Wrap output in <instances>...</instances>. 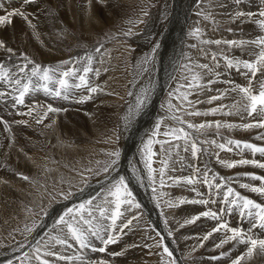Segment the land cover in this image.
<instances>
[{"label": "snow or ice", "instance_id": "snow-or-ice-1", "mask_svg": "<svg viewBox=\"0 0 264 264\" xmlns=\"http://www.w3.org/2000/svg\"><path fill=\"white\" fill-rule=\"evenodd\" d=\"M91 4V0H88ZM98 3L104 4L105 0H97ZM244 0H232L235 5L233 12L229 13L230 22H239L240 24L252 23L257 26L259 33L251 39H203V30L199 27L195 28L191 33L202 45L217 46L225 45L229 48L240 49V51L247 52L250 58L242 59L236 56H228L223 52H212L210 48H200L199 51L202 55L210 57L212 64L198 63L191 61L183 67L190 73V76H185V84H181L176 89L175 93H170V97H174L180 103L179 105L173 104L172 100L168 101V110L171 113L170 117L158 119L155 125V130L152 136L143 144L142 160L144 167L148 171V177L152 187V192L155 195L165 196L164 192H158L155 185L159 183L160 188L166 186V179L171 181L172 184L177 186H192L191 191L196 193L197 198L187 199L180 198L176 202L171 199L165 200L164 203L167 207H176L182 204H199L207 206L210 203L216 204L219 197V202L224 205L217 210L207 209L191 218L187 219L180 227L185 224H194L202 217L216 221V225L203 236V240L207 241L214 233H223L224 238L215 245L216 248L222 247L229 242H235L236 245H244L245 251L237 257L231 259V264H247L254 256L264 258V199L257 201L247 195H242L231 186L232 182H239L237 178H228L219 176L218 173H213L211 177L209 172L212 170L207 164L201 169L198 164L188 163L187 158L181 155V152L189 154L193 161H198L201 155L209 153L215 157L216 162L226 168H236L238 166H252L254 168L264 170V145H258L239 139L225 137L221 133V129L232 131L236 129L252 130L264 129V0H256L257 7L253 11L251 9L245 10L241 5ZM38 0H20L18 7H5L3 2H0V26H9L13 23V18L18 17L23 20L32 29H36V24L30 18L32 13L28 8L36 5ZM222 7L224 5H221ZM147 15V12L144 13ZM199 14V13H198ZM206 20H211L216 23L211 13L204 16ZM143 23L144 21H139ZM228 31H233L231 28ZM131 29L124 33L125 36L131 35ZM38 38V37H37ZM103 45H101L102 47ZM160 47L156 43L153 47V56L156 50ZM196 47V45H191ZM0 49H4L8 53H12L13 49L7 47L3 40H0ZM100 47L95 49L99 52ZM25 63L18 65V71L14 75L11 70L4 64L0 63V82H4L11 86V92L0 91V100L9 97L12 101V107L25 105V98L36 93L43 92L46 96L54 99L61 100H74L75 103L83 104L94 98V94L102 93L104 89L100 85H93L90 83L88 74L93 73L99 77L100 70L93 69V56L89 55L86 59V66L77 68L70 66L67 70H62L64 65H73L72 61H63L57 68L44 67L34 60L30 59L27 55L23 57ZM221 59L224 61L223 68L226 70H235L240 73L246 80V84H237L231 80H221L222 72L217 71L221 67ZM101 63L103 61H100ZM147 62V61H146ZM76 63H80L79 60ZM31 65V68H29ZM79 73V74H78ZM259 75V79H257ZM205 76L212 77L205 81ZM215 83H226L230 87L225 90L217 89L218 95L211 96L208 103L216 100H223L228 94L235 93L238 99L234 98L231 104H220L217 107L200 111L195 108V105L203 101H192L189 99L192 95H199L205 88L209 91L212 90L211 85ZM184 89V91H180ZM77 90H83L77 97L75 95ZM111 94V93H109ZM129 95H133L129 92ZM150 103V95L148 89H142L140 94L135 97V106L129 107L128 115L123 119L125 121L124 127L131 123L135 116L147 107ZM68 109L53 107L52 104L28 106L27 112H21L20 115L32 117L37 124H42L48 118L49 113L58 114L67 112ZM182 113V114H181ZM223 115V116H240L242 120L248 119L247 123H232L227 121H205L199 124L192 121L185 120L184 116H208V115ZM170 118L175 122V125H167L166 130L161 132V125L164 120ZM0 123H3L5 129L11 132V127L8 121L0 117ZM15 123L21 125H28L27 120L16 121ZM211 132L215 136H219L220 140L208 138V133ZM194 133H198L196 135ZM163 136L166 139H157ZM203 136V139H200ZM255 139L264 141V133H259ZM111 139L109 138V141ZM160 145V152L153 150V145ZM168 145V148L164 146ZM228 152L240 155L238 160L221 159L220 152ZM247 151L252 155V159L245 158L243 153ZM175 154V159H173ZM262 159H256V155ZM109 157L108 161L102 169L104 174L114 172L121 157L119 149H115L106 153ZM163 155L164 158L160 161L161 167L159 169L153 168V157ZM169 161L179 164V170L183 171L185 168L193 170L192 175L188 176H167L166 170L169 168ZM172 171L177 169L173 167ZM86 172L100 175V170L93 168H86ZM81 177L80 183L84 186L88 185V178L85 177L84 172H79ZM133 174L136 180L143 183L139 171L133 169ZM245 176L250 181H259V184L253 183H239V187L246 189L248 192L255 193L257 196L264 198V175L255 173H242L237 174V177ZM22 179L28 180L27 176H22ZM219 181V182H217ZM203 184L207 187V194L197 191L196 185ZM79 192H83L84 188H78ZM75 193L71 191V185L67 192H61L64 199H69ZM207 197V198H206ZM159 207V200H157ZM140 209L141 204L136 202L132 190L129 188V181L124 176H118L114 179H109L104 186L96 194L91 195L88 199L81 201L78 204L68 207L62 216L58 218L53 228L59 226L62 236H51L50 241L55 245H60L65 249L72 248L78 245L79 249H89L92 252L108 253L109 245L117 244L122 235H126L125 229H130L133 220L138 217L133 215L127 218L125 213L131 209ZM237 212L241 221L247 222L248 227L243 226L232 227L229 223L228 217L233 212ZM47 213H45L46 215ZM110 221V223H106ZM117 221H121L118 225ZM167 224V221H165ZM34 227H27L26 231L31 233ZM259 230L257 232L256 230ZM172 236L171 230L167 233ZM159 239L156 240L155 247L161 249L158 253L161 257H166L163 264H176L173 251L170 250L165 237L157 233ZM92 238L100 241L102 246L96 247ZM154 239L153 237H149ZM71 241V242H70ZM138 245H131L129 247H137ZM19 247L23 248L25 245L21 244ZM151 248V245H145ZM203 247V243L200 244ZM46 250L42 253L40 247L33 249L34 255L30 258L29 253L25 252V259H34L37 264H54V261L48 257H55L56 261H73L80 260L85 264L82 255H64L61 252L54 250L49 244H45ZM126 250V249H125ZM109 256H122L124 251L110 252ZM230 253L222 252L220 256L212 257L214 260H220L223 257H228ZM8 264H12L9 260ZM86 264H110V261L100 259L98 261H87Z\"/></svg>", "mask_w": 264, "mask_h": 264}, {"label": "rangeland", "instance_id": "rangeland-1", "mask_svg": "<svg viewBox=\"0 0 264 264\" xmlns=\"http://www.w3.org/2000/svg\"><path fill=\"white\" fill-rule=\"evenodd\" d=\"M54 1L56 3H59L58 0H54ZM126 1H127V3H125ZM126 1L123 3V5H125V6L121 9V11H118L119 12L118 14H116L115 20L110 22V23L107 22V20L103 16V13L100 12L99 17H100V20L102 22V25H100L97 28L91 29L89 32H87V34L85 32L83 33L81 31L80 26L78 24L76 26H74V25H69L68 22L66 23L67 27L66 26H64L65 28L63 27L64 33H62L61 30L53 31L54 33L53 32L52 33L56 34L57 37L55 39H52L51 40L52 43L49 42V45L51 46V48H53V46L56 49L60 48L59 50L63 54L65 53L64 57L59 58V59L45 60L43 57H41L39 55H35L34 52H32L31 48H30V50H29V48H26V46L23 44L22 41H18L17 37H15V36L11 37L12 34L10 35V33H8L7 36L5 35V37H4V35H3V37L0 36V40H3L7 47H10L13 49L12 53H8L6 51L8 54L5 52L4 49H0V54H2V55H0V63L2 62L6 66H8L13 71L11 73L13 75L15 73H17V71H18L17 66L25 63V61L23 59V57L25 55H27L30 59L34 60L36 63H39L44 67L50 66L53 68H57V66L59 64H61L63 62V60L64 61H72L73 64L76 65L77 63H75V62L78 59L77 56L80 54L82 56L80 57L81 58L80 65H78L77 68H80V67L82 68V66L86 65V59L85 58L87 56L91 55V56L95 57V58H93V63H92L93 66L92 67H94V69H97V68L100 69L101 68L100 69V75H99V77H97V76H95V74L93 72V73L88 74V78H89V81L91 84H93V85H99L100 84V86L105 90L102 93L94 94V98L92 100H89L90 102L86 103L88 105L87 106L85 105L84 107L87 108L86 112H89V110L91 109L89 106H91V104L95 103L94 108H98L97 110H100V111H98V113L99 112L101 113L100 119H102L104 121H107V117L109 119L111 118L110 116L112 115V112L114 115V116H112L109 125L107 127H103V130H100L101 132L97 135L96 134L94 135L93 132L91 133L90 127L87 126V124H88L87 120H86V123H84L83 119H81V121L83 122V126H81L80 129L78 128L76 130L74 128H71L73 126L69 125L68 129L73 130L76 133L68 134V133H64V132H59V139L64 144L70 145V146H71V144L80 145L81 149H82L81 152L75 151L74 153H71V154L66 153L63 156H60L55 150L51 149L52 146L46 141V139H45V143H43L42 140L36 141V139H37L36 136H34L35 139H34V137L32 138L30 135H29L30 137H28L27 136L28 132L31 134V133H33L32 130H30L26 126H20L21 124L16 126L15 121L9 120L8 118H10V117L8 114V111H9L8 104H10L9 100H11V99L9 97L8 98L5 97L3 99V100H5V102L0 100V105H3L5 103L3 106H0V117H2L3 120L8 121V123L11 127V132H9L11 134H8L7 130L3 126V123H0V127L3 131V132H1V130H0V138L3 139L4 138L3 136H5V138H6V135L7 136L12 135L11 137L13 138V143H17V145H21L20 142L27 141L29 144V145L27 144L28 148H30V146H32L33 152H38V154L40 153L38 160L36 158L30 162L25 161L24 162L25 166H22L20 164L18 165L17 163L9 161L8 159L6 160L2 157L1 150L3 149V142H2L3 140L0 139L1 140L0 141V154H1L0 155L1 156L0 157V165L3 168L9 169L11 172L12 171L16 172L17 175H19L21 177V180L23 181V184L21 183V186H22L21 188L24 189L26 187L25 189L29 191L31 201L33 204V206H32V204L27 205L25 200L23 202V201L18 200L17 198L8 197L7 201L10 200L9 202L12 204H15L17 207L15 205L14 206L16 208H12L9 206L5 207L4 214H5L6 221L4 223L0 222V253H5L2 257H0V261H2V258H5V257L14 258L13 256L16 255L17 253H20L21 251L22 252L25 251V248H26L28 241H30V238L36 234L35 232L40 227L43 219L41 220V223L37 226L36 231L34 233H32L28 238L24 239L23 234L28 233V231H26V226L29 228L35 226L37 219L43 218L42 216H43L44 212H48V214H49V211L59 203L62 207L63 206L65 207L67 202H72L73 199L75 198V195L77 193H79L78 188L83 187L85 190V188L88 187V186H84L83 184L80 183L81 177L78 174L79 172H84L85 177L88 178V185L93 186V188L91 189V192H90V196L96 194L98 191L101 190V188L104 186V184L106 182L104 184H102L101 186H95L93 184L99 183L108 174H104V176H102V174L94 175L93 173L86 172L85 169L90 167V168H93L94 170H99L101 167H104L105 157H108L106 155V153L109 151L119 149L120 152L122 153V151H123V146H122L123 140H122V138L124 139L123 133L125 131L124 130L125 121L123 118L126 115H128V111H129L130 106L134 108L135 97L140 94L141 90L142 89H148L149 93H150L151 89H153L152 84H153V86L155 84L154 79L156 78L157 75L159 77L160 74L162 73L161 64H160V61L158 60L159 48L156 50L155 55L153 56V47L156 43L160 44V41H161L160 37L162 38V34H164L163 33L164 29L168 25V22L170 21V19L172 17L171 15L173 12V6H174L175 0H129V1L126 0ZM217 1L216 0H190V1L187 0L188 3L186 5V9H185V14L187 15V24H186L187 30H185L186 34H185V40L183 43L184 49H182L180 55H178V57L175 58V61H172L171 60L172 58L170 60L168 59L169 61H167L168 65H167V69H166V74L168 75V80H170V84L167 87V89L163 95V98L161 99L162 102L160 101V104H159L160 112L156 115V118L154 119L153 124L150 127V130L147 131L144 134V136H142L139 139V143L137 145L138 146L137 147V149H138L137 150V158H136L137 160H135V162L131 166L132 170L135 168L139 171V175L141 176L142 181H143V183H141V186L144 187V188H142L143 191L140 192L139 187H141V186L137 185V187H134L131 183V180L129 179L130 186L133 190V194L136 198V201L141 202V208L140 209L145 210V213L147 214L148 217H149L148 208L150 207L151 201L154 202L157 206V201L155 200L154 197L157 196L159 198V207L157 206V209H159V214H160L161 220L163 222V225L165 224L164 219H162L164 216V218L167 217L168 225L175 231L174 236L173 237L171 236V238L173 239L174 242H176L175 243L176 249L181 251L180 254L181 253L183 254V255L181 254V257H182L181 260H183L182 264H191V263H189L191 261L192 262L193 261L198 262V263H204V262L210 261L209 255L211 254V252H210L209 242L211 240L209 238L207 241L203 242V240L201 241V238H203V235L206 234L205 233L206 231L212 230V228L216 225V221H212L210 219L211 220L210 222H206L204 220V217H203L202 218L203 220L200 219V220L196 221L194 224H185L184 227H180L181 224H184L181 222H185L187 219H189V217L191 218L192 216L199 214L200 213L199 208H197V204H195V205L194 204H182V205H178L174 208L173 207L168 208L164 203V201L167 200V197H166L168 195L167 193H169V192L173 193V197L172 198L170 197V199L172 201H174V195L178 192H179L178 194H180V196H182V198H184V197L188 198L189 197L190 199H193V194L196 197V193L191 191L190 188H187V187L185 188V186L184 187L181 186V188H179L177 191H173L172 187H174V184H172L171 181L170 182L168 181V182H166V186L163 188H160L158 182L155 185L158 192H164L167 195L159 196V195L153 194V192H152L153 185H151V183H149L150 180L148 177V171L145 167H143L144 164H143V160H142V148H143V144L146 143L147 140L152 136V133L155 130V125H156V122L158 121V119L171 116V113L168 110V101L171 99L172 103L176 104V105H179V103H180L174 97H170L169 94L175 93L176 89L178 88L179 85L186 83V80L184 79L185 76H190V73L183 67V65L190 63L189 58H193V59H191V61H195V62L199 61L198 63H201V64L208 63V62H209V64L212 63L211 59H209V60L206 59L207 61L204 59V58H208V57L201 54V52L199 51L200 47L206 48V49L212 47V48H214V50L212 52H217V53L223 52L224 54H226L230 57L231 56L237 57L238 53H242L240 51V49L229 48L223 44L220 45L219 47L214 46V45L213 46L202 45L194 36L191 35L193 30L195 28L199 27L203 30V37H202L203 39H213V38L217 39V37L219 39H222L220 36L215 35V34H219L221 32L225 33L228 36V39H226V40H231V39L233 40L234 38L236 40L243 39V35H245V32H246L244 29V26H242V24H240L238 21L235 23L230 22L229 19L226 20V22H225L224 20L220 19V16L218 14V11H219L218 6H221V3H223L222 5L225 4L224 6H227L229 11L232 9H235L234 8L235 5L232 3V0H217ZM244 1L245 2H243V4H242L243 6L241 5L242 8H246L245 10H247L248 8L252 9L253 11L256 10V7H257L256 0H244ZM246 5H248V6H246ZM145 12H147V15L144 14ZM208 13H212V16L214 17V19L216 21L215 24L211 20H206L204 18V16ZM103 20H105V21H103ZM141 20H143L144 22L140 23L139 21H141ZM157 21H158V23H157ZM151 23H154V24H152L154 26V30H152L153 28H152ZM147 28H149V29L152 28L151 29L152 34L150 36L147 35L145 32V29L147 30ZM229 28H231L233 31H231V32L228 31ZM129 29H131L132 34L129 36H125L124 33L127 32ZM66 30H67V32H65ZM155 31H157L158 34L155 33ZM67 33H68L69 37L71 36L70 38L65 36V35H67ZM154 33H155V36H154ZM143 34L147 35L148 41L145 44H139L137 39L142 37ZM258 34H260L259 30H258V32L253 33L252 38ZM100 38H103V39L99 40ZM108 38H111V39H108ZM105 39H108V40H106L104 42ZM100 42H102L101 45H103V46L102 47L100 46L99 52H95V49L97 48L96 45L99 44ZM81 44H83L84 46H82ZM106 45H107V49H105ZM191 45H196V47H191ZM197 46H200V47H197ZM82 47H85L84 50L79 49ZM89 47H91V49H89ZM110 47H111V49H110ZM192 52H193V54H192ZM94 53H97V54H94ZM197 53H198V55H201L204 58H202L201 56L197 57ZM3 54H4V57H3ZM170 56H169V58H170ZM72 57H73V59H69ZM96 57H99V58L96 59ZM6 58H8L9 60ZM74 58H76V59H74ZM199 58L202 59L203 63ZM194 59H196V60H194ZM95 60H96V62H95ZM59 61H61V62H59ZM97 61H99V62H97ZM100 61H103V62L101 63ZM177 63H178V66H177ZM222 63H224L223 60L221 62V66H223ZM96 66H97V68H96ZM68 67H70V66H68ZM68 67H64L62 70H67ZM159 67H160V69H159ZM170 67H172V68H170ZM29 68H30V65H29ZM221 68L222 67H220V69L218 68L217 71H220ZM223 69L220 71V72H223V75L220 78L226 76L229 78V80H231V81L236 80L239 84L246 82L244 80L245 78L240 73H235V72H233L234 70H231V71L229 70V72H228V70H223ZM155 70H156V72H155ZM153 73H154V76L152 75ZM224 73H226V74L224 75ZM108 74H111V75H108ZM207 77L209 79L211 78L209 76H205V78H207ZM258 78H259V75H258L257 79ZM99 79L105 80L106 82L100 81ZM239 80H241V81L243 80L244 82H241V81L239 82ZM151 81H154V82H151ZM205 81H206V79H205ZM103 83H106V86H103ZM0 84L5 86V89L3 90V92H5V91L11 92V86L10 85H8L4 82H0ZM216 84L218 85V83L213 84L215 86L211 85V88H212V91L215 89L214 92H216L217 94H213L214 93L213 92L211 95L209 90L207 93L206 92L207 89H204L200 93V95H202V96L204 95L202 98H200L201 97L200 95L199 96L198 95L197 96L192 95L189 97V99L192 101H194V100L203 101L202 103H198L195 105L196 109H198L200 111H206L207 108L211 109L212 107L214 108V107L218 106V103H219L218 100L213 101L211 103L207 102L209 99L208 97L218 95L217 89H219V86L217 88ZM224 85L225 86H223V87L225 89L229 88L228 84H224ZM108 87H110L111 89H108ZM113 87H115V88H113ZM6 88L9 90H6ZM0 91H2V89ZM180 91H184V89H180ZM129 92H131L133 95L130 96ZM109 93H111V94H109ZM203 93H205V94H203ZM80 94L81 93L78 92V95H80ZM95 95H96V98H95ZM98 95H100V96H98ZM107 95H109V96H107ZM206 95H207V97H205ZM30 96H33V95H30ZM30 96L25 98V104L27 101L31 100V98H29ZM112 100H114V101H112ZM48 102L51 103V101H48ZM64 102H65L66 108H70V110H68V111L74 112L75 109H77L75 107V105H76L75 101H71V100L66 101L65 100ZM103 102H105V104L108 103V105L103 106V104H104ZM112 102H114V103H112ZM57 103L55 105L58 107ZM214 104H215V106H213ZM98 106H101L103 110L105 109L103 114L101 112L102 111L101 108ZM53 107H55V106H53ZM105 111L106 112L108 111L107 114H109V116L106 115ZM23 112H26V106H24V105H23ZM17 113L18 112H16L15 114H17ZM22 117L24 118L23 120L28 121L30 119L26 115H22ZM102 117H105V118H102ZM197 117L199 119L198 118L194 119L192 121L193 123H196V124L202 123V122H205L206 120L210 121V119H212L211 121L220 120V121H227V122H229L230 120L231 121L237 120L238 122L235 121V123H247V122H249L248 119L242 120L240 116H225L226 117L225 118L223 115L217 114L215 116L208 115V116H197ZM66 118L68 120L74 121V118L72 115H67ZM133 119H132V121H133ZM169 120H170V118H167L164 120V124L161 125V129H160L161 132L166 130L165 126L171 125ZM197 120H199L200 122H198ZM189 121H191V120H189ZM104 125L106 126V123ZM132 125H133V123L132 124L130 123L128 126L131 127ZM27 126H30V125L28 124ZM84 130L89 131V132L87 134H81ZM221 132L226 133V134H230V135L233 134V135L238 136V137H243L245 139H249L247 142L256 143L258 145H264V141H262V142L257 141L256 142L255 139L253 140V138H255L259 133H264V129H252V130H242L241 129L240 131H238V129L232 130V131L221 129ZM196 135H199V134L196 133ZM211 136L215 137V135H213L211 132H209L208 138H210ZM109 138L111 139V142H107V141H109ZM203 138H204L203 136H200V139H203ZM157 139H166V138L163 136H159V137H157ZM243 141H246V140H243ZM84 143H86V147H88L87 149H85L86 147H83V146H85ZM81 144H83V145H81ZM88 145H90L91 147H89ZM34 146H38V147L36 148ZM164 147L168 148L169 146L165 145ZM92 148H93V150H92ZM95 149H98V150H95ZM153 150L159 153L160 152V145L154 144ZM211 150H213V149H211ZM210 151H209V153L204 154L202 157L203 160L205 157H207V158H205V163H208L207 161L212 162ZM243 155H245V154H243ZM258 155L259 154H257L255 158L259 157L257 159H261V157ZM155 158L156 159H155L154 163L152 164V167L158 169L161 167L160 161L164 158V156L163 155H157V156H155ZM207 159H209V160H207ZM169 163H170V161H169ZM5 165H6V167H5ZM178 166H180V165L178 164ZM203 166H204V164H203ZM17 167L19 169H17ZM24 167H27V168L25 169ZM124 167H125V169H124L125 173H123L124 174L123 176L125 177L126 174L127 175L129 174V172H128L129 166L126 165ZM178 169H179V167H178ZM169 170H170V168H168L166 170V173L168 172L166 177L167 176H174V175H170ZM143 171H145V172L143 173ZM248 171L249 170H246V169L240 170L239 168L236 167V168H233L232 170H229L228 173L226 172L225 177H233L234 175L242 174V173H246V172L257 174L259 169L253 167V170L251 169L250 172H248ZM191 173L193 174V170H191ZM56 175H58L59 178H56L54 180V177ZM64 175L66 176V178L63 177ZM258 175H264V174H258ZM22 176H27L30 180H24V179H22ZM237 178H238V180L242 179V177L241 178L237 177ZM67 180H69V181H67ZM247 181H246L247 183H254L253 181H250L249 179H247ZM167 183H169V184H167ZM255 184L258 185L259 181H258V183H255ZM70 185H71V191L75 194L66 200L61 195V192H67L70 188ZM168 185H169V187H168ZM190 187H192V186H190ZM182 188H184V189H182ZM235 189H237V191H239V192H242V194H246L249 196L254 195V193L251 194V192L249 193L246 189L243 190L239 186H236ZM167 190H168V192H167ZM184 190H186V191H184ZM139 193H141L142 195L138 196ZM187 193H189V194L191 193V194L187 195ZM0 194H1V197H3V194L1 192H0ZM89 197H85L84 200L86 198L88 199ZM76 202H74V203H76ZM185 205H186V207H185ZM191 206H196V208L198 209V211H196L197 213H195V211L190 208ZM67 207H68V205H67ZM67 207L63 208L62 211H59L62 214L59 213L56 217L57 219L55 221H53L52 224H55L56 221L58 220V218L64 214V212L67 210ZM202 207L206 210L209 208L212 210L218 209L216 207V205L214 206V205H210V204L207 206H202ZM145 208H147V209H145ZM15 209H17V210L15 211ZM163 210L165 211L166 214L163 212ZM172 210L175 213H172ZM138 211H140V210L136 209V212L134 213V215H136L138 213ZM168 212L172 213L173 216ZM168 214H170V215H168ZM191 214H193V215L191 216ZM234 215L235 214L232 213V215L230 216V217H232V221L229 223L231 224L232 227H237V225L235 223V218L233 219ZM178 216H180L182 220L175 222V219H177ZM173 217H174V219H173ZM148 220H151V219L149 218ZM140 221L144 222L143 218H141ZM211 222H212V224L213 223L214 224L212 225ZM202 223H204V225ZM131 226H130L132 228L131 230H134L135 229L134 226L133 225H131ZM154 227L155 226L152 223L151 229H154ZM199 227H201V228H199ZM135 230L133 232H140V242L141 243H143V244L147 243L146 245L152 246L151 248L145 247V252H146L145 254L148 255V258L151 261V262L150 261L146 262V264H155L157 258H156V253L154 252L153 247L155 246V243L157 240L156 234L151 232V234L148 237H145L143 242H142L141 238H142V234H143V230H144L143 227H140V228L135 229ZM166 230L168 232L169 228L166 227ZM19 232H21V235L19 234ZM257 232H259V231H257ZM197 236L201 237L199 239L200 241L198 240ZM149 237H153L154 239H150ZM194 237H195V239H194ZM92 241H94V238H92ZM201 243H203V247H200L199 244H201ZM21 244L25 245V247H23V248L19 247ZM95 244L99 245V246L101 245L99 242H95ZM145 244H144V246H145ZM226 246H229V245L227 244ZM35 247H36V244L34 245L33 249ZM206 248H207V250H206ZM33 249H32V251L28 252V253H30L29 254L30 258L34 255ZM230 249H231V247H229V251H230ZM80 250H82V252L85 251V249H80ZM223 251L224 250H222V252ZM41 252L43 253L44 251L42 250ZM222 252L219 251V253H222ZM24 253L25 252L20 254L22 256H20L19 259L25 258ZM201 254H202V256H201ZM203 255H204V257H203ZM228 257H227V259H228ZM48 259L53 260V257L52 258L48 257ZM33 261H35V260L33 259ZM5 262H7V261H5ZM2 263H4V262H2ZM17 264H22V263H17ZM25 264H29V262L28 263L26 262ZM160 264H162V263H160Z\"/></svg>", "mask_w": 264, "mask_h": 264}, {"label": "bare ground", "instance_id": "bare-ground-1", "mask_svg": "<svg viewBox=\"0 0 264 264\" xmlns=\"http://www.w3.org/2000/svg\"><path fill=\"white\" fill-rule=\"evenodd\" d=\"M20 0H18L19 2ZM59 3H56L54 0H38V3L36 5H32L28 8V11L30 13H32V16L30 17L32 19V22L34 24H36V29H32L29 25H27L23 20H21L18 17L13 18V23L12 25L9 26H0V36L5 37V35L7 36L8 33H10V35L12 34L11 37L15 36L17 37L18 41H22L23 44L26 46V48H30L32 49V52H34L35 55H39L41 57H43L45 60H52V59H59L64 57V54L59 50L54 48H51V46L49 45V42H51L52 39H55L57 37L56 34H53V31H59L61 30L62 33H64V29L63 27L66 26V23L68 22L69 25H74L76 26L77 24L80 26L81 31L87 34V32H89L91 29L93 28H97L100 25H102V22L100 20V12L103 13L104 18L107 20V22H112L115 20L116 18V14H118V11H121V9L125 6L123 5V3L126 0H105L104 4H100L97 2V0H91V4H89L88 0H58ZM129 1V0H128ZM190 1V0H189ZM217 1V0H216ZM2 2L5 4V2L2 0ZM18 2L16 0H12L10 2L7 3L6 7H18ZM134 2V1H133ZM174 2V1H173ZM218 2V1H217ZM245 2V1H244ZM127 3V1L125 2ZM187 0H175L174 2V6H173V12H172V17L170 19V21L168 22V25L165 27L164 29V34H162V38L160 37L161 41H160V47H159V58L158 60L160 61L161 64V70L162 73L160 74V76L158 77V75L156 76V78L154 79L155 84L152 87L153 89H151L149 95H150V103H148L147 107L144 108L140 114L136 117H134L133 121H131V124L133 123V125L131 127L127 126V128H124V139L123 140V151L121 153V157L117 166V170L114 172H110L108 173V175L105 176V178L100 181L99 183H95L93 185L95 186H101L102 184H104L105 182H107L109 179H114L118 176H123L125 173V167L126 165H128V172L129 174L125 175V178H127L128 180H132V182L138 186H141V183L138 182L133 174V170L131 168V166L133 165V163L135 162V160H137V145L139 143V139L144 136V134L150 130L151 125L153 124L154 119L156 118V115L160 112L159 109V104L161 99L163 98V95L167 89V87L170 84V80H168V75L166 74V69H167V61H169L171 58L172 61H175V58L178 57V55H180L182 49H184L183 47V43L185 40V34L187 30V15L185 14V9H186V5H187ZM216 3V2H215ZM223 3H221L222 5ZM225 5V4H224ZM130 6V5H129ZM243 6V5H242ZM233 7V6H232ZM235 8V7H234ZM215 9V8H214ZM218 14L220 16V19L224 20L226 22V20L229 19V13L233 12L234 9L230 10L228 9L227 6H218ZM246 9V8H245ZM249 9V8H248ZM252 10V9H251ZM217 11V10H216ZM124 12V11H123ZM0 14H2V12H0ZM212 14V13H211ZM217 14V15H218ZM216 15V16H217ZM99 17V18H98ZM105 21V20H103ZM152 22V21H151ZM158 23V21H157ZM162 23V22H161ZM220 23V22H219ZM154 23H151V25ZM157 25V24H156ZM160 25V24H159ZM162 25V24H161ZM242 26H244L245 29V35H243V39H251L253 33L258 32V28L257 26H255L252 23H244L242 24ZM67 27V26H66ZM149 27V26H148ZM65 28V27H64ZM153 28V29H152ZM152 30H154V26L152 25ZM52 29V30H51ZM151 29L147 28V30L145 29V32L147 35H151ZM141 30V29H140ZM157 30V29H156ZM236 30V29H235ZM53 32V33H52ZM67 32V30L65 31ZM56 33V32H55ZM155 33H157V31H155ZM154 33V36H155ZM146 34H143L142 37H140L138 40L139 44H145L148 41V37ZM158 34V33H157ZM209 34V33H208ZM217 36H220L222 39L221 40H226L228 39V36L221 32L219 34H215ZM66 37H69L68 33L67 35H65ZM153 36V35H152ZM161 36V35H160ZM211 36V35H210ZM236 36V35H235ZM38 37V38H37ZM71 37V36H70ZM69 37V38H70ZM233 37V36H232ZM238 37V36H237ZM236 37V38H237ZM216 38V37H215ZM12 39V38H11ZM14 39V38H13ZM152 39V38H151ZM214 39V38H213ZM217 39H219L217 37ZM231 39V38H230ZM235 39V38H234ZM232 40V39H231ZM6 41V40H5ZM136 41V40H135ZM150 41V40H149ZM8 42V41H7ZM52 43V42H51ZM110 44V43H109ZM20 45V44H19ZM112 45V44H111ZM186 45V44H185ZM184 45V46H185ZM105 46V45H104ZM25 48V47H24ZM93 49V48H92ZM104 49V48H103ZM107 49V45L106 48ZM109 49V48H108ZM111 49V47H110ZM188 49V48H187ZM28 50V49H27ZM190 50V49H189ZM188 51V50H187ZM237 51V50H236ZM239 51V50H238ZM6 52V51H5ZM64 52V51H63ZM195 52V51H194ZM197 52V51H196ZM7 53V52H6ZM237 53V52H236ZM8 54V53H7ZM73 54V53H72ZM89 54V53H88ZM97 54V53H94ZM193 54V52H192ZM196 54V53H195ZM2 55V54H0ZM67 55V54H66ZM171 55V56H170ZM15 56V55H14ZM82 55H78L77 56V60H81ZM95 56V55H94ZM98 56V55H97ZM170 56V58H169ZM201 55H198L197 53V57H199ZM4 57V54H3ZM100 57V56H99ZM99 57H96L99 58ZM202 58H204L203 56H201ZM200 57V58H201ZM237 57H240L242 59H248L250 58L247 54V52H243V53H238ZM73 58V57H72ZM85 58V57H84ZM95 58V57H93ZM199 58V59H200ZM8 59V58H6ZM21 59V58H20ZM76 59V58H74ZM169 59V60H168ZM193 59V58H191ZM197 59V58H196ZM194 59V60H196ZM9 60V59H8ZM198 60V59H197ZM202 61V59H200ZM204 60V59H203ZM209 60V59H207ZM206 60V61H207ZM64 61V60H63ZM85 61V60H84ZM222 61V60H221ZM61 62V61H59ZM96 62V60H95ZM94 62V63H95ZM99 62V61H97ZM197 62V61H196ZM199 62V61H198ZM2 63V62H1ZM23 63V62H22ZM76 63V62H75ZM87 63V62H86ZM159 63V62H158ZM203 63V61H202ZM82 64V63H81ZM98 64V63H97ZM173 64V63H172ZM209 64V62H208ZM212 64V63H211ZM223 64V63H222ZM61 64H59L58 66H60ZM78 65H80V63H77L76 65L73 64V66L77 67ZM83 65V64H82ZM104 65V64H103ZM106 65V64H105ZM158 65V64H157ZM48 66V65H47ZM57 66V67H58ZM71 65H64V67H68ZM86 66V65H85ZM93 66V65H92ZM178 66V63H177ZM83 67V66H82ZM99 67V66H98ZM102 67V66H101ZM153 67V66H152ZM221 70L223 69V66H221ZM81 68V67H80ZM94 68V67H93ZM97 68V66H96ZM105 68V67H104ZM156 68V67H155ZM154 68V69H155ZM158 68V67H157ZM172 68V67H170ZM98 69V68H97ZM101 69V68H100ZM99 69V70H100ZM103 69V68H102ZM160 69V67H159ZM158 69V70H159ZM220 69V68H219ZM157 70V71H158ZM220 70V71H221ZM226 70V69H223ZM231 71V70H230ZM154 72V71H153ZM156 72V70H155ZM229 72V70H228ZM234 72V71H233ZM12 73V72H11ZM105 73V72H104ZM170 73V72H169ZM173 73V72H172ZM223 73V72H222ZM238 73V72H237ZM226 73H224L225 75ZM228 74V73H227ZM111 75V74H108ZM147 75V74H146ZM154 76V73L152 74ZM102 76V75H101ZM100 76V77H101ZM237 76V75H236ZM110 77V76H109ZM104 78V77H103ZM212 78V77H211ZM234 78V77H233ZM101 79V78H100ZM99 79V80H100ZM105 79V78H104ZM206 80L209 79L208 77L205 78ZM221 80H229L228 77H222L220 78ZM235 79V78H234ZM239 79V78H238ZM241 79V78H240ZM259 79V78H258ZM151 80V79H150ZM245 80V79H244ZM98 81V80H97ZM100 81H105V80H100ZM99 81V82H100ZM151 81V82H154ZM241 80H239L240 82ZM246 81V80H245ZM106 82V81H105ZM235 83L239 84L236 80L234 81ZM241 82H244L243 80ZM246 84V82H244ZM242 83V84H244ZM105 84V85H104ZM224 84L226 83H218L217 88L219 86L220 90H225V88L223 86H225ZM100 85V84H99ZM103 86H106V83H103ZM215 86V85H212ZM10 87V86H9ZM111 87V86H110ZM110 87H108V89H111ZM230 87V86H229ZM115 88V87H113ZM214 88V87H213ZM216 88V89H217ZM224 88V89H223ZM206 89V88H205ZM6 90H9L6 88ZM105 90V89H104ZM215 90V89H214ZM214 90L210 93L212 95V93L214 92ZM83 90H77L75 95L78 97V92L81 93ZM111 91V90H110ZM208 93V90L206 91ZM209 93V94H210ZM205 94V93H203ZM213 94H217L216 92H214ZM33 96H30L29 98H31V100L27 101L26 104L24 106H26V112L28 111V106H35V105H47L49 102L51 101V103L49 104H56L54 105L57 108H62V109H68L70 110V108H66L65 105V100H61V99H54L50 96H46L42 91L41 92H36L34 94H32ZM200 95V94H199ZM198 95V96H199ZM100 96V95H98ZM109 96V95H107ZM197 96V95H195ZM202 98L203 96L200 95ZM105 97V96H104ZM207 97V95L205 96ZM8 98V97H7ZM6 98V99H7ZM96 98V95H95ZM106 98V97H105ZM110 98V97H109ZM112 98V97H111ZM195 98V97H194ZM198 98V97H197ZM209 98V97H208ZM236 98L238 99V97L236 96L235 93H229L228 96H226L223 100H218V105L220 104H231L233 102V99ZM101 99V98H100ZM107 99V98H106ZM71 100V99H70ZM110 100V99H109ZM74 101V100H71ZM104 101V100H103ZM114 101V100H112ZM196 101V100H194ZM90 102V101H87ZM87 102L83 103V104H78L76 103L75 107L77 109H75L74 112L71 111H67V112H61L58 114H52L49 113L48 118L44 120V122L42 124H37L35 122V120L32 117H29L30 119L28 120V124L30 126H26L28 127L30 130L33 131V133H29L28 132V137H34L36 136L37 139L36 141H40L42 140L43 143H45V139L46 141L52 146L51 149L55 150L60 156H63L66 153H74L76 152H81V146L80 145H74L71 144L70 145H66L64 144L60 139H59V132H64V133H76L73 130H69L68 127L69 125L73 126L71 128L74 129H80L81 126H83V122L81 121V119H83L84 123H86V120L88 122L87 126L90 127V131L91 133L93 132V134L97 135L99 134L101 131L103 130V127H107L110 123V120L112 118V115L110 116L111 118L109 119L107 116H109L108 111L106 112V117H107V121H104L102 119H100L101 113L99 114L97 110L98 108H94V104H91V106H89L90 110L89 112H86V109L84 106L88 105L86 104ZM162 102V101H161ZM8 107H9V120L12 121H20L23 120L24 118L22 117V115H20L19 113L23 112V106H17L16 108H11L10 105L12 104V101L9 100ZM102 103V102H101ZM103 106L104 105H108L105 104V102H103ZM114 103V102H112ZM216 103V104H217ZM5 104V103H4ZM3 104V105H4ZM207 104V103H206ZM0 105V106H3ZM112 105V104H111ZM208 105V104H207ZM215 106V104L213 105ZM217 106V105H216ZM68 107V106H67ZM96 107V106H95ZM101 108V112L103 114L104 110L102 109L101 106H98ZM107 107V106H106ZM114 107V106H113ZM202 107V106H201ZM200 107V108H201ZM205 107V106H204ZM83 108V109H82ZM203 108V107H202ZM213 108V107H212ZM4 109V108H3ZM111 109V108H110ZM109 110V109H108ZM208 110V108H207ZM110 111V110H109ZM16 112H18L17 114H15ZM97 112V113H96ZM162 112V111H161ZM11 115V116H10ZM67 115H72L74 118L73 120H68L66 118ZM92 116V117H91ZM105 116V115H104ZM225 117V116H224ZM56 118V119H55ZM85 118V119H84ZM105 118V117H102ZM204 118V117H203ZM202 118V119H203ZM226 118V117H225ZM55 119V120H54ZM109 119V120H108ZM199 119V118H198ZM221 119V118H220ZM228 119V118H227ZM204 120V119H203ZM212 119H210L211 121ZM226 120V119H225ZM233 120V119H232ZM245 120V119H244ZM198 122H200L199 120H197ZM202 121V120H201ZM207 121V120H206ZM237 121V120H235ZM235 121H229V122H233L235 123ZM238 122V121H237ZM106 123V126L104 125ZM16 126L20 125L15 123ZM199 124V123H197ZM4 126V125H3ZM20 126H25V125H20ZM105 129V128H104ZM1 132L2 129L0 127ZM241 130V129H240ZM238 129V131H240ZM89 131L84 130L81 134H87ZM8 134H11L7 131ZM258 133V132H257ZM30 135V136H29ZM92 135V134H91ZM12 136V135H11ZM11 136H7L6 138L5 136H3L4 138H0L1 140H3V149L1 150V154L2 157L4 159H8L9 161H12L14 163H17L18 165H24L25 161H32L33 159L37 160L39 159V155L38 152H33L32 150V146H30V148L27 147L28 142H20L21 145H17V143H13V138ZM93 136V135H92ZM79 137V136H78ZM227 137V136H225ZM97 138V137H96ZM16 139V138H15ZM23 139V138H22ZM35 139V137H34ZM210 139H217L220 140L218 136L213 137L211 136ZM255 138H253L254 140ZM0 140V141H1ZM255 141H261V140H257L255 139ZM1 142V143H2ZM262 142V141H261ZM39 143V142H38ZM66 143V142H65ZM83 143V142H82ZM86 147V143H84ZM29 145V144H28ZM83 145V144H81ZM89 147H91L90 145H88ZM34 147H38V146H34ZM97 147V146H96ZM88 147H86L85 149H87ZM90 149V148H89ZM99 149V148H98ZM95 149V150H98ZM93 150V148H92ZM31 151V152H30ZM88 151V150H87ZM101 151V150H100ZM99 151V152H100ZM211 151H215V149L211 150ZM210 151V154H211ZM0 154V155H1ZM220 158L221 159H228V160H238L240 159V155L235 154V152L233 153H228V152H223L221 151L220 153ZM181 155H186L185 157H187V162L188 163H194V161L191 159V157L189 156V154L183 153L181 152ZM245 158L248 159H252V156L250 154H245L243 155ZM259 156V155H258ZM1 157V156H0ZM203 155L200 156L199 162H198V166H202L203 164H207L208 167L212 170L211 172H209V176L211 177V175L213 173H218L219 176H226V172L228 173L229 170H232L233 168L229 169L226 167L221 166L219 163L216 162V159L214 156L211 155V160L207 161L208 163H205V157L204 160L202 159ZM157 158V157H156ZM175 154H173V159H175ZM210 158V157H209ZM259 158V157H257ZM256 158V159H257ZM262 159V158H261ZM160 160V159H159ZM209 160V159H207ZM140 162V161H139ZM140 164V163H139ZM195 164V163H194ZM161 165V164H160ZM8 166V165H7ZM15 166V165H14ZM136 166V165H135ZM6 167V165H5ZM140 167V166H139ZM144 167V166H143ZM158 167V166H157ZM175 167L177 170L176 171H172L171 169ZM178 167L180 168V166H178V164H173L172 161H170L169 163V173L170 175H174V176H188V175H192L191 173V168H185L183 171L179 170ZM25 169L27 167H24ZM237 168H239L240 170H249L248 172L251 171V169L253 170L252 166H238ZM17 169H19L17 167ZM157 169V168H156ZM159 169V168H158ZM146 171V170H145ZM143 171V173L145 172ZM147 172V171H146ZM142 173V174H143ZM168 173V172H167ZM166 173V175H167ZM247 173V172H246ZM257 174H264V170L259 169ZM66 175V174H65ZM63 176L64 178H66V176ZM70 176V175H69ZM242 177V179L238 180L239 182H232L231 186L233 188H236V186H239V183H247V177L245 176H240V178ZM56 178H59L58 175H56L54 177V180ZM71 178V177H70ZM228 178H237V175H234L233 177H228ZM146 179V178H145ZM238 179V178H237ZM247 182H246V181ZM69 181V180H67ZM169 181V180H168ZM167 181V182H168ZM148 182V181H147ZM170 182V181H169ZM219 182V181H217ZM255 183H258V181H253ZM21 183L23 184V181L21 180V177L19 175H17L16 172H11L9 169L3 168L0 165V192L3 194V197H1L0 194V222L4 223L6 221L5 219V207H12V208H16L17 206L15 204L10 203L9 201H7L8 197H13V198H17L20 201L25 200L26 204H32L31 201V197H30V193L28 190H26L25 188H21ZM150 183V182H149ZM169 184V183H167ZM172 185V184H171ZM137 187V186H136ZM169 187V185H168ZM184 187V186H183ZM191 188L190 186H185V188ZM197 191L201 192V193H205L207 194V187L203 184H197L196 186ZM93 188V186H88L87 188H85V190L81 193H77L75 195V198L73 199L72 202H67V204L65 205V207L61 206L60 203L57 204L55 207H53L50 211L49 214L46 218H43L42 223L40 225V227L38 228V230L35 232L36 234L33 235L30 238V241H28L25 251L23 252H29L32 251L34 245L36 244V247H40L41 251H45V244L49 243L54 250H57L59 252H61L64 255H82L83 256V260L86 264L87 261H98L100 259H105L110 261V264H146V262L150 261V259L148 258V255H146L145 253V246L144 244H140L137 247H129L131 245H136V243L138 244V238H140V232H133L134 230L128 229L126 231V236H122V238L120 239V244H114V245H109L108 247V253L110 252H120V251H124V255L122 256H109L108 253H99V252H92L89 249H85L84 252H82V250H80L79 248H77V246H74L72 248H68L65 249L60 245H55L50 241V237L51 236H62L63 233L60 231L59 226L56 228H53V221H55L57 218V215L60 213L59 211H62L63 208H66L67 205L68 207H72L75 204L80 203L81 201L84 200L85 197H89L90 196V192L91 189ZM144 187H139L140 192L143 191ZM179 188H181V186H177L174 185V187H172L173 191H177ZM136 189V188H135ZM184 189V188H182ZM146 190V189H145ZM237 190V189H236ZM244 190V189H243ZM186 191V190H184ZM95 192V191H94ZM168 192V190H167ZM146 193V192H145ZM144 193V194H145ZM179 193V192H178ZM176 193L174 195V201L176 202L178 199L182 198V196H180V194ZM242 193V192H241ZM250 193V192H249ZM147 194V193H146ZM168 195L167 200L170 199V197H173V193L169 192L167 193ZM189 193H187L188 195ZM191 194V193H190ZM189 194V195H190ZM193 194V193H192ZM252 194V193H251ZM142 194L139 193L138 196H141ZM185 195V194H184ZM246 195V194H243ZM255 200H257L258 202L261 201L264 198H261L259 196H257L255 193L254 195H251ZM152 197V196H151ZM188 197V196H187ZM185 198V197H184ZM193 198H196L193 194ZM207 198V197H206ZM213 198H217V197H213ZM87 199V198H86ZM187 199H190L189 197ZM15 201V200H14ZM17 201V200H16ZM77 201V202H76ZM154 201V200H153ZM76 202V203H74ZM34 203V202H33ZM16 207H15V206ZM63 205V204H62ZM195 205V204H194ZM210 205H216V204H211ZM33 206V204H32ZM188 206V205H187ZM190 206V205H189ZM202 206L204 205H199L197 204V208H199L200 213L205 211L206 209H204ZM67 207V208H68ZM183 207V206H182ZM186 207V205H185ZM169 208V207H168ZM167 208V209H168ZM172 208V207H171ZM174 208V207H173ZM179 208V207H178ZM188 208V207H187ZM191 209H193L195 211V213H197L196 211H198V209L196 208V206H191ZM206 208V207H205ZM18 209V208H17ZM15 209V211L17 210ZM147 209V208H145ZM182 209V208H181ZM149 210V218L152 220V223L154 224V226L156 225H163V222L161 220L160 214H159V209H157V206L154 202L151 201L150 203V207L148 208ZM14 211V210H13ZM171 212V211H170ZM168 212V213H170ZM183 212V211H182ZM190 212V211H189ZM172 213H175L172 210ZM172 213H170L172 215ZM194 213V214H195ZM236 212L234 211L233 214H235ZM62 214V213H60ZM168 214V215H170ZM193 214H191L192 216ZM173 216V215H172ZM176 217V216H175ZM183 217V216H182ZM186 218V217H185ZM190 218V217H189ZM203 218V217H202ZM201 218V219H202ZM235 218V215L233 217V219ZM174 219V217H173ZM236 219V218H235ZM170 220V219H169ZM182 220L180 216L177 217V219H175V222H178ZM203 220V219H202ZM204 220L206 222H210L211 220L208 218H204ZM171 221V220H170ZM173 221V220H172ZM185 221V220H184ZM213 221V220H212ZM200 222V221H199ZM198 222V223H199ZM203 222V221H202ZM234 222V221H233ZM184 223V222H181ZM245 225L246 223L243 222ZM201 224V223H200ZM204 225V223H202ZM206 224V223H205ZM212 224V222H211ZM214 224V223H213ZM212 224V225H213ZM133 225V224H132ZM197 225V224H196ZM195 225V226H196ZM231 225V224H230ZM191 226V225H190ZM210 226V225H209ZM208 226V227H209ZM175 227V226H174ZM202 227V226H201ZM199 227V228H201ZM207 227V226H206ZM133 228V227H132ZM191 228V227H190ZM208 229V228H207ZM206 229V230H207ZM187 230V229H186ZM136 231V230H135ZM185 231V230H184ZM193 231V230H192ZM195 231V230H194ZM204 231V230H203ZM209 231V230H208ZM208 231H206L205 233L207 234ZM183 232V231H182ZM190 232V231H189ZM196 232V231H195ZM194 234V233H193ZM204 234V233H203ZM202 234V235H203ZM205 234V235H206ZM192 235V234H191ZM194 236V235H193ZM196 236V235H195ZM204 236V235H203ZM198 240L201 237H198ZM224 238V234L223 233H214L211 237H210V252L211 254L210 256V261L209 262H204V263H198V262H189L191 264H231V259L237 257L238 255H240L242 252L245 251V246L244 245H236L235 242H229L227 243L229 246H226L227 244H224L222 247L220 248H216L215 245L217 243L220 242L221 239ZM264 238V237H262ZM195 239V237H194ZM203 239L201 238V241ZM170 241L173 243V245L176 248V242L173 241L172 238H170ZM200 241V240H199ZM93 244L97 247H100L102 245H96L95 242H99L98 240L92 241ZM204 242V240H203ZM182 243V242H181ZM147 244V243H146ZM145 244V245H146ZM178 244V243H177ZM206 244V243H205ZM200 245V244H199ZM205 246V245H204ZM121 247V248H120ZM199 247V246H198ZM207 247V246H206ZM229 247H231L230 251H229ZM208 248V247H207ZM206 248V250H207ZM120 249V250H118ZM126 249V250H125ZM147 249V248H146ZM188 249V248H187ZM186 249V250H187ZM177 250V249H176ZM209 250V249H208ZM222 250H224L223 252H227L230 253L228 259L227 257H223L220 260H214L212 259V257L215 256H220L221 253H219V251L222 252ZM22 251L20 253H17L16 255H14L12 257H5L2 258V261H0V264L2 262L5 263V261H12V264H17V263H22L25 264L26 262L29 264H37L35 261H33V259H25V258H21L19 259L20 254L23 253ZM178 254L175 256L176 261H180V264L183 263V260H181V254L179 250L176 251ZM149 253V252H148ZM207 253V252H206ZM205 253V254H206ZM5 253H0V257H2ZM30 254V253H29ZM183 255V254H182ZM200 256V255H199ZM198 256V257H199ZM202 256V254H201ZM150 257V256H149ZM204 257V255H203ZM52 258V257H51ZM19 259V260H18ZM201 259V258H200ZM52 260V259H50ZM54 264H82V262L80 260H73V261H56L55 257H53ZM151 262V261H150ZM187 263V262H186ZM247 264H264V258L261 257H256L254 256L253 259L251 261H248Z\"/></svg>", "mask_w": 264, "mask_h": 264}]
</instances>
